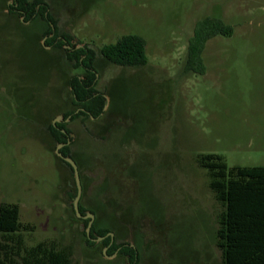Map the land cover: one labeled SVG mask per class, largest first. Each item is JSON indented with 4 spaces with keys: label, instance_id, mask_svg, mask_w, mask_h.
<instances>
[{
    "label": "rangeland",
    "instance_id": "rangeland-1",
    "mask_svg": "<svg viewBox=\"0 0 264 264\" xmlns=\"http://www.w3.org/2000/svg\"><path fill=\"white\" fill-rule=\"evenodd\" d=\"M44 1L72 45L97 53L106 109L68 121L81 204L97 228L134 245L141 264H223L221 207L198 161L215 154L229 168L264 166V0ZM13 3L0 0V205H18L20 222L34 227L23 231L28 247L54 241L69 264H128L118 252L104 255L102 241L86 245L71 207L74 174L48 132L76 109L68 82L84 71L45 36L46 22L9 13ZM205 17L222 19L233 35L207 43L205 74L184 73L189 39ZM129 34L146 41L144 67L115 66L100 54Z\"/></svg>",
    "mask_w": 264,
    "mask_h": 264
},
{
    "label": "trees",
    "instance_id": "trees-1",
    "mask_svg": "<svg viewBox=\"0 0 264 264\" xmlns=\"http://www.w3.org/2000/svg\"><path fill=\"white\" fill-rule=\"evenodd\" d=\"M8 9L9 13L16 12L23 18V22L36 19L46 22L45 36H50L49 40L57 48L65 49L68 61L74 63L73 66L83 69L84 77L74 76L68 82L73 94L72 104L76 109L65 114L64 118L71 117V122L77 119H98L104 112L106 100L96 89V51L89 46L77 49L72 45V37L60 32L44 0H14ZM233 31L231 25L217 17L199 20L188 42L183 72L205 74L203 53L207 43L217 36L230 37ZM65 44L72 45L71 49H67ZM100 54L108 63L124 68L144 67L148 63L145 39L133 34L124 35L116 43L103 46ZM67 126L66 123L48 126V132L57 145L67 144L68 140L73 142ZM60 152L65 157L74 158L70 145H65ZM60 160L73 175L71 166ZM198 162L208 171L209 188L221 207L217 238L223 264H264V166L229 168L223 157L215 154L203 155ZM80 174L82 179V172ZM76 194L77 188L72 198ZM80 213L83 216L86 214L81 202ZM80 220L85 227L86 245L96 247L98 242L88 239L86 235L89 220ZM33 230L32 225L20 222L18 205H0V264H69V256L64 250L58 249L54 241L26 246L23 231ZM109 232L111 230L107 225L97 228L94 223L91 238L106 237ZM102 245L108 247L109 256L118 252L127 259L128 264H141L139 254L131 244L118 243L116 239L111 244V237L108 236Z\"/></svg>",
    "mask_w": 264,
    "mask_h": 264
},
{
    "label": "water",
    "instance_id": "water-1",
    "mask_svg": "<svg viewBox=\"0 0 264 264\" xmlns=\"http://www.w3.org/2000/svg\"><path fill=\"white\" fill-rule=\"evenodd\" d=\"M105 109H106V105L104 107V110ZM61 119H62V116H60L58 120H55L54 124H56V122H60ZM63 146H64L63 144L57 145L55 153H56V155L59 158H61L65 162H67L72 167V170L74 172V177H75V183H76V186H77V195H76L72 205H73L74 211H75V213H76L78 218L84 219V220L90 219V221L88 223V226H87V229H86V235H87L88 239L92 240L91 239V229H92L95 217L91 213H87L85 216H82V214L80 213V200H81V197H82V184H81L80 173H79L78 166L75 163V161L71 157H64L62 155V153L60 152V149ZM110 235H111V239H112V242H113L114 236H113V234H110ZM105 238L106 237H100V238H97L96 241L100 242V241L104 240ZM92 241H95V240H92ZM107 249L108 248L104 249V255H106Z\"/></svg>",
    "mask_w": 264,
    "mask_h": 264
},
{
    "label": "flooded vegetation",
    "instance_id": "flooded-vegetation-1",
    "mask_svg": "<svg viewBox=\"0 0 264 264\" xmlns=\"http://www.w3.org/2000/svg\"><path fill=\"white\" fill-rule=\"evenodd\" d=\"M22 19H23V18H22ZM78 46H79V45H78ZM65 47H66V46H65ZM80 47H82V45H80ZM84 47H85V46H84ZM84 47H82V48H84ZM69 48H70V47H69ZM76 48H77V47H76ZM78 49H80V48H78ZM81 78H82V77H81ZM77 112H78V111H77ZM62 118H63V117H62ZM69 120H71V117L66 118L65 121H64L63 123H66V124L68 125V121H69ZM58 123H60V122H56V124H58ZM56 124L53 123L54 126H55ZM67 127H68V126H67ZM68 129H69V128H68ZM62 132H63V133H66L65 130H62ZM69 137H71L72 139H73V137H74V135L71 133V131H70ZM73 141H74V139H73ZM71 142H72V141L68 140L67 144H63V145H64V146H65V145H70V146H71ZM72 143H73V142H72ZM58 145H59V144H58ZM64 146H63V147H64ZM63 147H62V148H63ZM62 148H61V149H62ZM61 149H60V150H61ZM71 150H72V149H71ZM62 155H63V154H62ZM64 157H65V156H64ZM71 158H72V157H71ZM60 159H61V158H60ZM72 159H73V160L75 161V163L77 164L76 160H75L74 158H72ZM66 163H67V162H66ZM77 166H78V164H77ZM71 168H72V167H71ZM78 170H79V173H80L81 171H80V169H79V166H78ZM72 171H73V170H72ZM73 174H74V172H73ZM80 178H81V174H80ZM74 179H75V177H74ZM81 184H82V180H81ZM75 185H76V183H75ZM76 188H77V186H76ZM76 195H77V194H76ZM75 197H76V196H75ZM74 199H75V198H74ZM82 200H83V194H82V197H81L80 202H81ZM73 201H74V200H73ZM72 204H73V202H72ZM72 208H73V205H72ZM73 209H74V208H73ZM74 212H75V211H74ZM87 213H90V212L86 211V214H87ZM75 214H76V213H75ZM86 214H85V215H86ZM85 215H84V216H85ZM76 216H77V215H76ZM82 216H83V215H82ZM79 219H80V218H79ZM95 219H96V218H95ZM95 219H94V221H95ZM83 220H84V219H83ZM86 220H89V221H90V219H86ZM93 224H94V223H93ZM92 227H93V226H92ZM86 229H87V228H86ZM108 236L111 237L110 234H107L106 238H107ZM113 236H114V234H113ZM91 239H92V240H95V242H97V241H96L97 238H96V239L91 238ZM102 241H103V240H102ZM114 241H115V239L113 240V242H114ZM113 242H112V239H111V244H112ZM131 246L134 248V245H131ZM106 248H108V247H106ZM115 254H116V253H115Z\"/></svg>",
    "mask_w": 264,
    "mask_h": 264
}]
</instances>
